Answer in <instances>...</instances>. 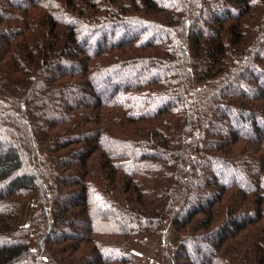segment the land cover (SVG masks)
Returning a JSON list of instances; mask_svg holds the SVG:
<instances>
[{
  "label": "trees",
  "instance_id": "obj_1",
  "mask_svg": "<svg viewBox=\"0 0 264 264\" xmlns=\"http://www.w3.org/2000/svg\"><path fill=\"white\" fill-rule=\"evenodd\" d=\"M137 235L264 264V0H0V264H139Z\"/></svg>",
  "mask_w": 264,
  "mask_h": 264
},
{
  "label": "rangeland",
  "instance_id": "obj_2",
  "mask_svg": "<svg viewBox=\"0 0 264 264\" xmlns=\"http://www.w3.org/2000/svg\"><path fill=\"white\" fill-rule=\"evenodd\" d=\"M223 8L222 9H224V7H226L227 6V4L226 3H224L223 5ZM228 7V6H227ZM230 7V6H229ZM222 9L221 10H219V11H222ZM203 22H204V20H202ZM130 27V26H129ZM131 28H133V29H138L137 27H135V26H131ZM120 35H117V34H115V36H114V39L115 38H117V37H119ZM94 41V40H93ZM92 41H90V43H91ZM73 63L71 62V60L69 61V60H67V64H66V66L67 67H70L71 65H72ZM103 82H101V84H100V86H103ZM107 85H104V90H108L109 88L108 87H106ZM72 94V97L73 96H75V95H73V92L71 93ZM77 97V96H76ZM59 108V107H58ZM57 110V108H55V111ZM208 165V168H213V165H209V164H207ZM206 165V166H207ZM205 172V171H204ZM206 177V175L204 174V178ZM238 177H244V174L243 173H239V176ZM199 178H203V176H201V177H199ZM203 178V179H204ZM203 179H201V180H203ZM200 180V179H199ZM67 186H66V191H64V192H62V194H61V197H62V199L64 200V203L65 204H67L68 206H70V205H72L73 204V202H70V201H75V198H76V192L74 191V189L73 188H69V185H70V183H67L66 184ZM201 191V190H200ZM199 190L198 191H194V194L196 195L198 192H200ZM201 193H203V191H201ZM29 204H32V202H30ZM29 207L30 208H32V205H29ZM74 214V216H76V221L77 222H79V221H82V219H83V216H82V214L80 213V212H75V213H73ZM69 222L71 223L70 225H65V226H57L56 228H55V230H54V236L55 237H58V236H61V235H63V234H67V233H72V234H78L80 231H81V229H78L77 227H76V225L75 224H73L74 222L70 219L69 220ZM167 238H169V234H168V236H167ZM133 242H134V245H135V252L137 253V254H139L141 257L137 260V263H139V264H149L150 263V260H149V258L148 257H146V255H145V252L144 251H146L148 248H149V246H147V244H148V239L145 237V235H137L136 237H134V239H133ZM206 251H207V249H206Z\"/></svg>",
  "mask_w": 264,
  "mask_h": 264
}]
</instances>
